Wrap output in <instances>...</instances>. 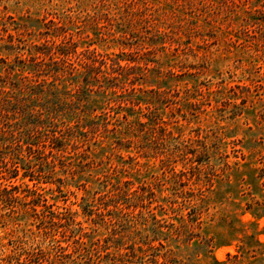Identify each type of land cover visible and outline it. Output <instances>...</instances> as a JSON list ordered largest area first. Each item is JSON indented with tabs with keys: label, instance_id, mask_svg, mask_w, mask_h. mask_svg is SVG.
Returning a JSON list of instances; mask_svg holds the SVG:
<instances>
[{
	"label": "rangeland",
	"instance_id": "obj_1",
	"mask_svg": "<svg viewBox=\"0 0 264 264\" xmlns=\"http://www.w3.org/2000/svg\"><path fill=\"white\" fill-rule=\"evenodd\" d=\"M53 40L78 44L103 72L89 84L69 73L51 79L62 121L36 139L59 130L70 145L37 152L28 165L53 172L52 159L56 172L18 183L62 216L74 213L89 241L78 246L64 227L17 223L9 211L0 264H264V0H0L4 99L19 93L9 68ZM114 58L126 67L118 79ZM62 90L74 97L59 101ZM91 121L99 130L86 136L78 124ZM119 180L153 197L136 213L112 212L105 186ZM91 209L97 223L84 215ZM49 232L70 245L57 249ZM118 244L131 253L117 256Z\"/></svg>",
	"mask_w": 264,
	"mask_h": 264
},
{
	"label": "trees",
	"instance_id": "obj_2",
	"mask_svg": "<svg viewBox=\"0 0 264 264\" xmlns=\"http://www.w3.org/2000/svg\"><path fill=\"white\" fill-rule=\"evenodd\" d=\"M54 35L59 36L60 34ZM33 45L36 53H32L29 58H18L17 60L20 65L14 64L8 71L7 76L10 79L9 90L11 92H19L16 98L4 99L0 93V147L2 145H8L9 142L16 144L15 152L9 157H6L2 150H0V164L4 163L3 166L0 165V217L1 219H8L6 216L9 215L7 212L9 213L10 211L14 214L10 219L18 220L19 222L17 223H21L20 221L30 224L38 223L46 231L47 225L57 226V228L59 226L60 228L64 227L66 229L64 233L67 231L73 233V242L81 246L85 245L89 241V238L85 239L88 234L84 231L81 223L76 221L74 213H69L66 217L62 216V213L51 208L52 206L47 203L43 194L39 193L36 189L30 188L29 185L24 188L23 184L18 183V181L22 178H28L30 181L40 179L36 178L40 177L36 174L38 172L41 173L40 175L53 173L55 171V165L52 159H49L48 163L53 168V172L44 170V168L40 170L38 166L35 168L33 165L29 166L28 163L32 162L33 157L36 158L38 155L37 152L42 149L47 150L52 155H56L67 152L68 145H70L71 138L63 134H57L59 130L51 134L47 140L38 141L36 139L39 132L49 127H59L62 121L60 117L61 110L58 107L59 104L54 101L57 94L54 95L55 93L53 91H56V89L53 86L50 87L51 79L53 80L54 78L53 81H55L63 74L69 73V75L74 77H82L83 82L86 84L90 82L95 83L100 81L98 74L102 73L103 69L96 72V65L90 66L91 63L87 62L88 58L92 61H97V58H81V52L78 51V44L76 43H71L70 46L66 47V45L56 44L53 40V44H45L47 45L45 48H41L38 44ZM73 58L79 59L80 61L85 60L84 65L79 62L84 70L78 64H75ZM112 60L113 62L109 73L112 74V79H118L123 74L121 69L124 70L126 67L121 63L122 58H114ZM99 63L105 66L108 62L102 58L99 60ZM67 68H71V71L69 72ZM16 69L23 72V76L20 77L21 80L14 79V75H12ZM28 73L32 75L29 76L27 75ZM37 76L42 78L36 79L35 77ZM102 87L104 86H100V88ZM115 87L117 86L112 85L102 90L106 92V90L112 89L115 92L117 89ZM0 91L4 93L2 88ZM70 96L74 97V94L70 90H62L61 96L59 94L58 99L60 101L64 97L65 101H68ZM93 122L95 121L78 125H83L87 129L85 133L99 130L98 126L92 125ZM20 124L25 129L29 128L30 131L27 134L21 133L22 127ZM65 128L70 130L74 129V126L69 122L65 124ZM110 183L111 186L105 187L109 192H112V212L118 211L122 214L136 213L139 208L144 207L143 203L146 201V197L152 198L154 194L153 190H147L149 192L144 190L146 193H141L140 190H142V187L141 189L139 187L135 188L130 181L121 182L119 180L118 182L112 181ZM27 199H30L29 202L22 201ZM42 201L45 202L42 203ZM6 209L8 211H5ZM95 212L93 209L88 211L84 210V215L92 219L94 223H97V220L92 218ZM64 233L61 236L65 237L64 239L66 240L69 239L64 236ZM47 234L49 235L50 241L56 244L57 249H66L70 245L67 242L68 246H64L62 240L55 237V233L49 232ZM115 247L117 256L124 257L131 253L127 250V246L118 244ZM143 249L142 247L136 250L134 249V251L137 253V251L139 252Z\"/></svg>",
	"mask_w": 264,
	"mask_h": 264
}]
</instances>
